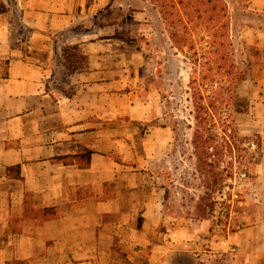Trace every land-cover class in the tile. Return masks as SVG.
<instances>
[{
	"label": "crops",
	"instance_id": "crops-1",
	"mask_svg": "<svg viewBox=\"0 0 264 264\" xmlns=\"http://www.w3.org/2000/svg\"><path fill=\"white\" fill-rule=\"evenodd\" d=\"M72 2L14 0L22 36L0 10V264H264V218L214 237L164 212L166 141L144 139L111 35L64 31ZM241 7L264 15V0Z\"/></svg>",
	"mask_w": 264,
	"mask_h": 264
},
{
	"label": "rangeland",
	"instance_id": "rangeland-1",
	"mask_svg": "<svg viewBox=\"0 0 264 264\" xmlns=\"http://www.w3.org/2000/svg\"><path fill=\"white\" fill-rule=\"evenodd\" d=\"M74 23L64 31H99L114 39L116 59L124 62L129 79L126 89L135 90L146 103L152 132L144 139H164V164L160 166L159 185L164 195V212L171 217L208 219L212 236H231L240 228L264 218V15L242 12L248 0H223L226 24L231 37L234 59L245 72L239 82V94L249 108L236 116L241 136L250 137L243 147L255 152L248 173H235L223 180V187L211 192L208 175L198 172L191 136L193 107L188 82L191 64L169 39L166 25L157 8L147 0H72ZM14 0H0V10L8 12L12 31L21 36L29 31L20 20L21 12ZM255 28V30H253ZM258 28V29H257ZM112 43V42H111ZM112 59V58H111ZM131 87V88H129ZM166 127L156 136V129ZM143 136V133L141 134ZM261 142L259 152L253 145ZM147 152H157L155 148ZM154 154V153H153ZM225 158L220 169L227 166ZM237 162L234 170L237 171ZM231 184V188L227 185ZM3 234L0 228V240ZM233 252L228 250L222 255ZM220 252L210 264H217ZM207 264V261L202 264Z\"/></svg>",
	"mask_w": 264,
	"mask_h": 264
},
{
	"label": "trees",
	"instance_id": "trees-1",
	"mask_svg": "<svg viewBox=\"0 0 264 264\" xmlns=\"http://www.w3.org/2000/svg\"><path fill=\"white\" fill-rule=\"evenodd\" d=\"M147 1L157 8L173 46L191 64L188 87L194 122L190 142L198 172L210 178L206 188L219 190L223 178L248 173V164L256 159L255 152L243 147L251 139L240 135L236 123V116L246 113L249 103L238 91L246 76L234 59L226 5L223 0ZM253 145L259 152L261 142ZM225 158L227 166L220 169Z\"/></svg>",
	"mask_w": 264,
	"mask_h": 264
}]
</instances>
